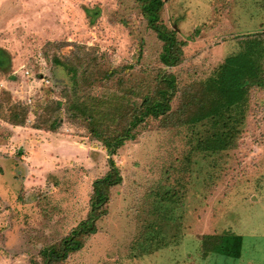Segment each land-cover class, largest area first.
Listing matches in <instances>:
<instances>
[{"label": "rangeland", "instance_id": "rangeland-1", "mask_svg": "<svg viewBox=\"0 0 264 264\" xmlns=\"http://www.w3.org/2000/svg\"><path fill=\"white\" fill-rule=\"evenodd\" d=\"M162 1L161 23L186 41L175 67L160 63L162 42L138 0H0V48L10 60L0 70V264H44L40 251L86 219L109 159L121 181L106 213L58 264H264V87L250 90L234 144L221 152L200 149L216 131L209 119L148 118L113 156L85 118L68 119L65 93L88 100L90 120L111 133L105 114L138 105L162 73L175 76L173 111L227 57L253 39L264 47V0ZM260 63L264 71V54ZM14 105L27 109L23 125L8 122ZM49 118L53 131L33 128ZM223 233L241 236L239 258L203 253V235Z\"/></svg>", "mask_w": 264, "mask_h": 264}, {"label": "trees", "instance_id": "trees-1", "mask_svg": "<svg viewBox=\"0 0 264 264\" xmlns=\"http://www.w3.org/2000/svg\"><path fill=\"white\" fill-rule=\"evenodd\" d=\"M138 2L147 26L154 31L158 40L162 42L159 55L160 63L165 67L178 66L184 58L183 46L186 45V41L178 40L176 31L168 29L161 23L163 1L138 0ZM250 42L252 44H247L246 50L227 57L212 77L191 84L186 90H183L179 98V105L173 111L171 101L176 93L175 76L172 73H162L156 77L153 86L147 87L146 93L139 95L141 102L138 105L126 103L125 106L114 107L112 112L105 114L107 118L116 123V127L111 133L102 129L103 123L90 120L93 118L92 112L94 110H91L88 115L90 111L88 100L75 101L65 93L68 119L80 121V116L85 118L88 127H90V133L94 138L103 142L110 156H113L125 141L135 139L134 130L148 118H161L164 121L171 117L176 120V125H194L209 119L208 121L212 123L216 131L201 141L200 149L210 152L227 150L233 146L232 144H234L238 134L235 132L243 124L250 90L253 87H264V71L260 63L261 56L264 54V47L260 46L257 39ZM78 49L82 50L80 46ZM90 58V62H93V57ZM78 60L80 61L81 58ZM9 61L7 53L0 48V70L6 68ZM53 61L67 67L66 62L63 63L59 56L54 57ZM116 73L117 71L113 69L105 73L103 77L110 78ZM91 75L94 76V73L90 72L87 76ZM72 79L74 85L77 84L75 74L72 75ZM87 82L86 84H88ZM130 92H133V88H130ZM5 99L8 102L9 99ZM56 106L59 108L60 104L57 103ZM26 114V108L19 105L11 106L8 108V122L12 125H23ZM57 124V120L49 118L34 125L33 128L53 131ZM109 162L112 166L109 172L92 183L90 210L86 219L81 221L58 244L49 245L40 251L44 264L63 262L70 253L79 251L84 245L85 238L96 231V221L106 213L105 205L109 199V191L121 181L113 160L109 159ZM241 247L242 238L237 234H207L202 237L204 254L217 253L229 258H239Z\"/></svg>", "mask_w": 264, "mask_h": 264}]
</instances>
